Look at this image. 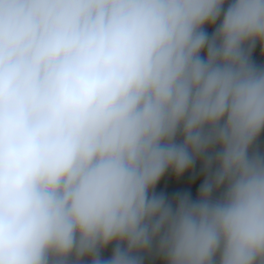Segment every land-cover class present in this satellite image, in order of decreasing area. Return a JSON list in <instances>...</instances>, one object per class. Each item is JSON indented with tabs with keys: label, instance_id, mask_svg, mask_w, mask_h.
Listing matches in <instances>:
<instances>
[{
	"label": "clouds",
	"instance_id": "9594fccd",
	"mask_svg": "<svg viewBox=\"0 0 264 264\" xmlns=\"http://www.w3.org/2000/svg\"><path fill=\"white\" fill-rule=\"evenodd\" d=\"M257 50L264 0H0V264H264Z\"/></svg>",
	"mask_w": 264,
	"mask_h": 264
},
{
	"label": "crops",
	"instance_id": "0c3cea01",
	"mask_svg": "<svg viewBox=\"0 0 264 264\" xmlns=\"http://www.w3.org/2000/svg\"><path fill=\"white\" fill-rule=\"evenodd\" d=\"M255 58L257 59L258 62H264V60H261V57L259 56L258 50H257V53L255 54ZM201 179L202 178L199 176H196L195 178H193L192 176H189V178H188L189 187L187 190L194 191V188H198V184H199V181Z\"/></svg>",
	"mask_w": 264,
	"mask_h": 264
}]
</instances>
